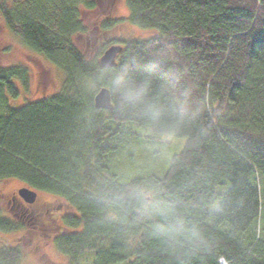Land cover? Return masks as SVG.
<instances>
[{
    "label": "trees",
    "instance_id": "16d2710c",
    "mask_svg": "<svg viewBox=\"0 0 264 264\" xmlns=\"http://www.w3.org/2000/svg\"><path fill=\"white\" fill-rule=\"evenodd\" d=\"M125 5L128 23L153 36L112 41L88 61L74 38L94 1L0 0L8 35L64 75L60 92L14 106L31 74L0 64V183L69 208L53 246L70 264H264V0ZM111 46L122 48L116 65H100ZM112 70L145 85L143 102L121 105ZM103 88L111 111L94 107ZM125 123L185 139L161 177L141 171L145 151L119 147ZM122 167L139 172L123 180ZM19 225L0 211V232ZM19 260L0 248V264Z\"/></svg>",
    "mask_w": 264,
    "mask_h": 264
},
{
    "label": "rangeland",
    "instance_id": "374dc122",
    "mask_svg": "<svg viewBox=\"0 0 264 264\" xmlns=\"http://www.w3.org/2000/svg\"><path fill=\"white\" fill-rule=\"evenodd\" d=\"M92 1L96 4L93 11L80 10L81 22L86 31L74 38L76 47L88 61H93L97 53L112 41H140L153 36L152 32L141 31L128 23L125 0ZM114 21L118 23L111 30L102 29L103 23ZM0 64H20L31 74L29 91L23 92L11 105L20 106L27 100L50 96L62 89L64 75L61 71L51 66L42 56L22 48L8 35L1 19ZM118 128L123 131L117 135L119 147L131 155H135L137 151L143 154L142 152L145 151V158L140 162L141 171L157 177H161L168 169L171 157L178 154L185 143L183 138H176L172 134L157 135L132 123L121 124ZM134 158L132 160H135ZM120 170L124 174L127 173L123 180L128 179L132 173L139 172L138 169L130 170L127 167H122ZM23 187L25 186L18 181L0 183L1 213L4 217L21 224L16 232H0V248L18 249L20 252L18 264H70V261L58 253L53 246L54 237L62 229L61 218L69 213V208L53 196L36 193L32 208L34 213L30 219L16 209L17 203L12 202V197ZM261 229L264 235V214ZM89 261V257H84L78 264H89Z\"/></svg>",
    "mask_w": 264,
    "mask_h": 264
},
{
    "label": "clouds",
    "instance_id": "9594fccd",
    "mask_svg": "<svg viewBox=\"0 0 264 264\" xmlns=\"http://www.w3.org/2000/svg\"><path fill=\"white\" fill-rule=\"evenodd\" d=\"M111 86L114 92L119 96L120 103L124 107L135 106L144 100L146 87L143 84L131 85L126 71H111ZM148 116L153 122L159 120V109L154 105L148 106ZM170 128H164L162 131H169Z\"/></svg>",
    "mask_w": 264,
    "mask_h": 264
},
{
    "label": "water",
    "instance_id": "95a60500",
    "mask_svg": "<svg viewBox=\"0 0 264 264\" xmlns=\"http://www.w3.org/2000/svg\"><path fill=\"white\" fill-rule=\"evenodd\" d=\"M122 48L120 46H111L104 51L99 59V63L102 66L113 67L116 65L115 60ZM94 107L97 110L111 111L112 104L109 90L103 88L98 91L94 97ZM17 196L26 204L31 205L36 199V193L23 187L17 191Z\"/></svg>",
    "mask_w": 264,
    "mask_h": 264
},
{
    "label": "flooded vegetation",
    "instance_id": "af4514ba",
    "mask_svg": "<svg viewBox=\"0 0 264 264\" xmlns=\"http://www.w3.org/2000/svg\"><path fill=\"white\" fill-rule=\"evenodd\" d=\"M12 202L18 204V206L16 207V209L18 211L23 212L24 214H26L27 217H29L30 219H32L31 217H32V214L34 213V211L32 210L33 204L26 205L17 195H15L14 197H12ZM26 219H28V218H26Z\"/></svg>",
    "mask_w": 264,
    "mask_h": 264
}]
</instances>
